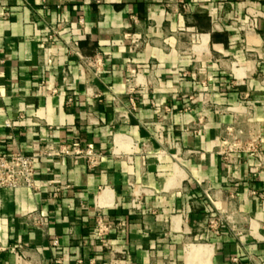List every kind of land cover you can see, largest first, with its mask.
I'll return each instance as SVG.
<instances>
[{
  "label": "crops",
  "instance_id": "crops-1",
  "mask_svg": "<svg viewBox=\"0 0 264 264\" xmlns=\"http://www.w3.org/2000/svg\"><path fill=\"white\" fill-rule=\"evenodd\" d=\"M236 120L255 149L221 146ZM15 151L43 185L0 188V264H264V0H0Z\"/></svg>",
  "mask_w": 264,
  "mask_h": 264
},
{
  "label": "built area",
  "instance_id": "built-area-1",
  "mask_svg": "<svg viewBox=\"0 0 264 264\" xmlns=\"http://www.w3.org/2000/svg\"><path fill=\"white\" fill-rule=\"evenodd\" d=\"M80 21L83 23L84 19L81 18ZM64 25V23H59L56 27H53L48 35L47 42L55 43L59 39L60 31ZM141 44L142 42L135 43L133 49H138ZM83 63L95 69L96 72L101 70L102 60L98 57H85L83 58ZM129 72L132 76H135L138 70L135 67H129ZM237 124L236 120L232 125L226 126V130L222 135L221 146L225 152L235 153L255 149L258 146V137L253 131H247ZM61 151L75 158L85 159L90 166L100 164L103 158L101 152L96 151L92 147H83L81 145H74L71 149L63 148ZM36 163L37 156L24 154L21 151H15L11 154L0 153V188H41L43 184L37 179ZM35 219L40 220L39 215H36ZM210 223L211 226H215L217 220L212 219ZM113 224L105 214L98 212L96 219L98 235L105 245L111 249L113 246L106 242V236L109 234Z\"/></svg>",
  "mask_w": 264,
  "mask_h": 264
}]
</instances>
